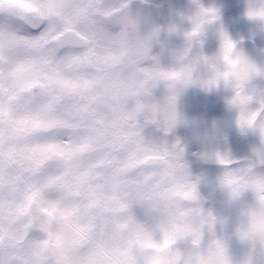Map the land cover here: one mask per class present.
Instances as JSON below:
<instances>
[{"label":"rangeland","instance_id":"rangeland-1","mask_svg":"<svg viewBox=\"0 0 264 264\" xmlns=\"http://www.w3.org/2000/svg\"><path fill=\"white\" fill-rule=\"evenodd\" d=\"M18 1L29 4L28 0ZM204 2L207 11H214L217 10L220 0H204ZM33 5H35V1ZM236 15V17L243 20V23L256 26L264 18L261 1H246L242 10ZM7 32L9 33V31ZM87 42L89 41L87 40ZM91 44L98 46L100 50L105 48L110 50V52L112 50L110 49L111 45L108 43L91 42ZM211 44L210 48L212 51L207 52L204 58L206 62L203 63V72L198 73L195 79L198 89L208 93L220 91L225 81L224 72L216 64L217 58L215 54L220 55V49L215 50V43ZM116 51H119V49L115 48L114 52ZM16 56L13 53L11 54V64L8 65V72L11 76H19L20 67L26 68L32 64L29 56ZM65 70V67H61L59 71L61 83L76 89L77 92L86 93L85 90L88 88V85H92L90 86V91L94 93L95 101L100 103L99 105H103L101 108L94 107V112L96 109H100L99 113L107 120L109 113L108 109L104 106L110 105L109 108L115 111L118 117L122 116L121 112L123 111L126 115L124 119L131 123V117L135 111V107L131 103L134 100L132 98V88L138 87L140 83L137 84L138 82L134 79L140 80L141 76L132 78L131 85H129V81L123 82L119 80L118 76L113 74L107 75L98 83L96 77L92 74L80 77L73 71L69 72ZM146 70L150 71L154 77V80L148 83L149 88L157 90L156 95L152 97L154 100H148L147 105L149 107L153 105L156 111L154 120L159 124L160 134L165 133L168 135V142L162 136L155 135L156 142L144 139L141 144L143 149L141 150H137L138 145H129L124 150V153L120 155L115 169L112 170H121L127 167L126 164L129 158L145 160L148 157L161 154L160 150H162L164 153L163 157L165 158L166 156L168 166L172 167L177 164L181 167L182 171H176L175 174L168 172L166 167L161 168L157 171L158 184H156L153 191L149 190L147 185H142L133 199L136 203L138 201L141 202L142 209L139 211V206L137 205V208L131 210L129 217L133 220V223L131 222L132 224L128 232L131 234L132 241L143 245L145 250H148L150 247H161L164 243L162 238H166L167 242L177 240L182 242L185 237V243H193L194 245L198 243L203 246L202 248H198L195 253L190 250V254L193 253L194 256L188 261L189 264H231L230 262L233 260L235 253L229 258L222 253L223 250L221 249L224 248L225 251V247L219 246L220 236H218L217 232L209 231L205 234L206 231L204 230L201 233L193 232L192 235L191 233L188 235V227H185L178 219L179 207L181 205L180 200L192 197L194 194L197 195L198 198H192V200H204L206 202L204 206L207 214L206 218L208 219L206 222L208 224L211 223L209 220L211 216L216 219L217 224L225 227L231 218L230 210L226 205L236 200V193L231 188H228L233 185L231 182L236 177L239 184L244 186L248 182L247 186H250L253 184L250 176L242 178L241 170L247 175L251 165L254 172L255 165L258 168L264 167V151H261V148L264 149V109L263 111H259L258 107L253 105L247 107L245 112H241V107H231L217 102L215 104L210 103V101L198 96V89L187 87L189 91H183L182 88H178L179 86L174 81H171V78H175V76L184 79L183 75L181 73L178 74L173 70V67H168L163 61H159L156 65ZM155 82L157 83L156 85L153 84ZM121 83L124 84L122 85ZM124 86L127 88H124ZM243 95L244 100L253 101L254 104L259 105L264 103V84L246 86L243 88ZM43 99L44 97L42 96L39 101ZM24 105H21V107H10L8 108L9 111H7L5 104L0 103V113L3 112V116H9L10 119H13L15 125L21 127L30 126L34 123L42 129L52 128L56 130V124L59 127H68L74 126L76 123V121L71 120L68 116L63 115V112H56L54 114L50 110L47 111L48 106L45 103L36 102L34 112ZM158 110L159 113L157 114ZM46 111L49 117L43 115V112ZM110 114L112 115V113ZM213 122L217 124V129L211 132L210 125ZM59 132L51 133L49 137L38 136L28 146H23L24 144L20 145V150L24 149L25 154L28 155V157L23 156L22 161L24 164L27 166L31 165L32 159L30 157L41 161L40 163L43 164L46 161L44 155L47 153L49 155L56 154L63 158L87 148L88 140L83 134L76 139L75 135L77 132ZM167 146H170L171 151L172 149L174 151L175 149H179L186 158H190L191 160H195L196 158L199 160H197V163L187 159L175 162L169 157L170 151L167 150ZM39 151L41 154H39ZM101 160L97 157H91L82 165L76 167L73 175L66 180L71 186H65L59 180L63 177V173L71 168H75V163L61 166L58 175L54 173V170L49 168L45 171V175L42 176L40 183L29 182L30 184H23L18 188L20 190L19 195L22 198L16 202L15 208H23L25 194L33 196L31 192H28L29 188L32 187L36 190L34 198H36L40 207L51 215L53 220L51 229L52 239L59 247V257L63 264H88L92 260L96 264H104L101 256L96 262L95 258L97 259V255L101 249L110 248L104 245L112 242L109 233L106 238L98 234L95 241L93 240L96 245L93 243L90 245V241L86 249H81L79 245L81 235L77 228L85 227L84 224L89 223V232L93 233V224L89 222L90 219L88 221L82 218L83 221L78 222L77 220L72 226L76 228H72L71 225L74 221L69 217V207H66L64 202V195H67L70 190H74L73 192L76 191L77 194H80L83 202L86 198H93L92 195L88 196L87 193L95 190L94 185L86 184L83 181L80 184L76 183V181L81 180V177L91 171ZM192 164L202 167L193 168ZM226 164L235 166L225 169ZM205 166L208 167L205 168ZM187 170H191L192 174H189ZM59 175L60 179L58 178ZM117 177L116 171H110L103 176L104 185L102 190L103 196L101 198H124V195L120 196L115 191V185L122 184L120 181L115 183ZM170 178H172L173 182L168 181ZM229 179H232V181H229ZM127 182L125 181L123 184ZM176 195H178V198L175 197ZM83 196L86 197L83 198ZM171 198H176L174 203L171 202ZM260 198H264V194H250L245 200L238 203V210L232 212L233 215L243 213L244 224L247 227L255 229L256 235L252 244L253 248L258 252L260 250L264 251V210L262 209ZM117 202L118 200L114 199L109 209H114L117 206ZM184 205L187 206V209L190 208L196 211V205L192 203ZM107 208L105 207L106 210ZM164 212H167L177 221L173 223L171 219L165 218ZM236 219L241 222L239 214ZM70 221L72 222L70 223ZM68 224H70V227H68ZM20 226L21 223L12 214L10 202L0 201V230L3 232L5 238H8L9 243H13L15 237L19 239L22 235L23 232ZM103 227L105 228L106 226L104 225ZM173 229L183 230V232L180 231L179 234H175ZM182 233H186L187 236ZM30 241L21 243L17 248L19 258H22L25 264H39L37 255L39 254L40 240L35 237V240L32 239ZM184 242L182 243L185 244ZM182 243L178 244L181 246ZM116 248L119 250L117 246ZM9 249L12 250V247L9 246ZM121 251L123 252L124 250L121 249ZM258 252L257 254H259ZM150 256L147 254L144 258L141 257L143 259L142 263L152 264L153 260ZM235 262L233 264H236ZM114 263L112 262L111 264ZM127 263L137 264V262L133 261Z\"/></svg>","mask_w":264,"mask_h":264},{"label":"flooded vegetation","instance_id":"flooded-vegetation-1","mask_svg":"<svg viewBox=\"0 0 264 264\" xmlns=\"http://www.w3.org/2000/svg\"><path fill=\"white\" fill-rule=\"evenodd\" d=\"M28 1L29 4L18 0H0V103L5 104L7 111H9L8 108L10 107H21L23 104L26 106L29 103L28 109L34 112V102H42L47 106L52 102L60 105L61 101L49 97L55 88H60V86L70 87L60 81L59 71L61 67H65V71L69 72L75 69L76 71L73 72L80 77L92 74L96 77V81H102L107 75L113 74L118 76L119 80L123 82L129 81V85H131L132 72L141 73L144 81H153L152 73L146 69L156 65L159 61H163L168 67H173V70L183 75L184 79L179 76L171 78V81H174L179 86L178 88H182L183 91H189L188 88L198 89L195 84L196 75L203 72V63L206 62L204 58L207 52L212 51L210 48L212 46L211 43H215V50L219 48L221 53L220 55L215 54L217 58L216 64L224 72L225 81L220 91L208 93L198 89V96L210 101L212 104L217 102L231 107H241V112H245L244 104L246 100H244L243 88L246 86L239 83L233 75V67L236 63L233 47L239 42L250 41L264 52V18L255 26L245 24L242 19L236 17V14L242 10L244 3L249 0H243L241 6L226 13L224 16L220 14L223 0H220L217 10L214 11L205 9L204 0ZM34 1L35 5H33ZM135 1H140L151 9L155 14L156 22L161 32L159 39L145 59L139 63L131 64L127 59V52L123 45L122 32L119 27L110 25L108 18ZM260 1L264 16V0ZM24 17L34 23V26L33 24L32 26L29 25V22L27 23L28 25L26 26L30 28L29 30L24 27ZM38 25L39 27L36 28L35 26ZM66 33H72L86 41L88 40L89 50L57 49L55 43ZM88 37H90L91 41ZM91 42L108 43L111 45L110 49L112 50L111 52L107 48L100 50L98 46H93ZM115 48L119 49V51L114 52ZM9 52L22 57L29 56L32 63L31 66L20 67L19 76L9 75L8 65L11 64V54ZM37 57L46 59L49 71L47 74L42 71L36 61ZM56 63H59L58 70L55 69ZM72 66H76V68H72ZM84 70L86 72H83ZM156 82L153 84L156 85ZM261 83L264 84V81L258 78L250 85ZM121 84L123 85L124 83ZM33 85L44 86L47 97L41 101H39L41 97L33 102L28 101L27 91ZM127 87L124 86V88ZM182 95L185 97L183 93ZM76 102H82V99L76 100ZM261 109L263 110L264 106ZM68 127L73 128V126ZM212 127L217 129V124L213 122L210 125L211 132L214 131ZM30 128L33 130L35 124H31ZM51 129L49 128L48 132H40V135L44 133L45 137L51 136ZM18 131L19 129L14 124L13 119H10L9 116H3V112L0 113V198H3L4 181H6V184H18L16 174H18L17 168L20 165V158L18 157L20 147L12 145L14 143L12 139L17 138ZM32 132L34 135L29 144L37 137L35 136V131L33 130ZM125 149L126 146L122 149L118 148V155L123 154ZM21 151L24 152V149ZM30 159L34 160L32 157ZM129 160L126 164L127 167L124 169L131 167ZM4 162L8 164L6 170L3 168ZM60 163L68 164L65 159L61 160ZM102 164L95 165L91 171L82 176L81 180L76 181V183L81 184L83 181L86 184H93L96 188L99 178L98 168L96 167ZM25 169L23 168L24 172H27L28 169ZM5 171L6 174H4ZM118 180L121 181L122 179ZM116 182L117 179L115 180ZM129 187L130 184L128 182L115 185V191L120 196L124 195V198H99L96 191H92L96 198H86L84 202L82 198H75L77 200L76 204L65 202L66 207H69V217L74 221L71 227L77 220L79 222L83 221V219H90L88 221L93 224V233L89 232V223L84 224L85 227L77 228L78 232H80L81 240H86L88 244L91 241V245V243L95 244L94 241L98 234L106 238L110 233L112 242H105L107 245L103 243L110 248L101 249L97 259L95 258V262L101 256L104 264H111L112 262H115L114 264H128L127 262L131 263V261L143 264L141 257L147 256L144 253L147 251L144 246L132 242L131 234L128 232L130 225L133 223V220L129 217L131 210L137 208V205L139 206V211L142 209L141 202L138 201L136 203L133 200L134 198H131L133 196ZM190 198L198 197L194 194ZM114 199L118 200L117 206L114 209H109ZM190 201L194 203L191 199ZM198 201L199 203L201 202V200ZM105 207H108L107 210ZM123 207H126L128 212L120 216L118 212ZM14 213L12 212V214ZM104 225L106 226L105 228L103 227ZM68 227H70V224H68ZM124 227L126 228L125 231L122 230ZM185 236H187L186 233ZM5 239L4 243L3 232L0 230V264H12L7 259L2 258L3 250H10L9 246H11L12 250L10 251L15 252L19 244L25 241L31 242L30 240H35V236L32 233H25L19 239L15 237L13 243H9L8 238ZM184 240L185 237L182 242ZM182 242L177 240L174 242L169 241L168 243ZM161 247L158 246L156 249L159 250ZM198 248H202L198 243L196 245L193 243H182V256L178 264H189L188 261L194 256L193 253L190 254V250L195 253ZM121 249L124 251L122 252ZM89 263L93 264L94 261L92 260ZM152 264L154 263L152 262Z\"/></svg>","mask_w":264,"mask_h":264},{"label":"trees","instance_id":"trees-1","mask_svg":"<svg viewBox=\"0 0 264 264\" xmlns=\"http://www.w3.org/2000/svg\"><path fill=\"white\" fill-rule=\"evenodd\" d=\"M39 62L40 66L43 67L42 70H45V59L40 58ZM58 67L59 65L56 63L55 69H57ZM48 72L49 71L46 70L45 74H47ZM156 93L157 90L150 89L148 84H141V86L138 85V87L132 88V98L134 100H132L131 103L135 107V111L134 114H132V117L130 116V123L129 121L127 122V120L124 119L126 118V115L123 113V111L121 112L122 116L118 117L117 113L109 108L110 105L104 106L108 109L109 113V118L107 120H105L104 117H102V114L99 113L100 109H96L94 112V107L97 106L101 108L103 105H99L100 103L95 101L94 93H92L91 91L81 94L77 91H73L71 89L63 87L53 89L52 95L49 98L57 99L58 101H61V104L58 105L57 103L52 102L48 106V109L52 110L54 114L56 112H63V115H66L71 120L76 121L75 125L73 126V129L77 130L76 138H78V136L82 133L86 134L90 141L93 140L96 143V146L94 147L92 144H89L90 147L80 153V155H78V160H84L85 157L87 158L91 155H100L104 157L103 164L98 168L99 178L97 184L98 186L96 187V193L99 198L103 196V176L110 171H116L118 173V170H112L115 169V165L118 162V159L116 157L118 155V148L122 149L125 146L132 144H137L138 146H140L144 139H149L156 142L157 135H160L162 137L164 136L163 134H160L158 122L154 120L156 111L154 110L153 105L151 106L152 108L147 105V101L150 99V101H152V97H154ZM80 99H82V102H76V100ZM110 113H112V115ZM158 113L159 110L157 114ZM47 114V112H43V115ZM55 127L56 130L51 129L52 133L56 132L57 130L65 132L67 128L65 126L59 127L58 124H56ZM17 129H19L18 135L17 138L14 139V143L12 145H17L18 147H20V145L24 144L23 146H28L30 140L32 139V136L34 135L32 134L33 132L30 129V126H17ZM44 130L45 129H42L39 126L35 127V136L38 135L37 133L39 131ZM67 130L69 131V129ZM47 131H49V129ZM164 140L168 142L167 137H165ZM167 149L171 150L170 146H167ZM23 156L28 157V155L20 150L18 157L20 158V162L24 165V162L22 161ZM169 157L177 162L181 161L184 155L180 154L178 149H175V153L173 152L171 155H169ZM40 162L41 161L33 160L30 162V166L24 165L25 167L20 163L19 167L17 168L18 174L15 173L17 175L16 178H18L19 180L23 179L27 181L28 179L34 177L38 180L44 172V168L42 166L43 164ZM132 163L136 164L135 168L137 170H133L131 172V179L135 177L136 171L141 170L139 162L132 161ZM23 168L28 169V171L24 172ZM169 169V172L175 174L176 171H182V169L178 166L174 167L173 169L172 167H170ZM254 169L255 172L253 171L251 165L250 169H248L247 175H245L244 171L241 170L242 178L249 175L253 184L247 186L248 182H246L244 187L242 184H239V181L235 177L233 179V182H231L233 185L228 187L236 193V200L226 205L230 210L231 218L228 220L225 227L222 226V228L219 224H217L216 219L211 216L209 219L211 223L208 224L206 222V220L208 219L206 218L207 214L205 209H196V211H193L190 208H180L179 211V217L187 221L186 227L190 229L189 233H191V235L193 232L201 233L204 230L206 231L205 234H207L209 231H215L219 234V246L225 247V251L224 248L221 249L224 251H222V253L228 258L233 256V253H235L233 256V260L230 262L231 264H233V262L235 261L236 264H264V251L260 250V252H258L253 248L252 241L254 240L256 235L254 232L255 229L252 227H247L244 224L243 213H238L241 222L236 219L238 214L233 215L232 213L233 211L238 210V203H241L243 200H245V198L250 196V194H264V167L258 168L257 165H255ZM187 171L189 174L192 173L191 170ZM4 174H6V171L4 172ZM126 176L127 175H119V177H121L120 179H122L120 183H123L125 181L124 178H127ZM168 181L173 182L172 178H170ZM229 181H232V179H229ZM130 182H133V180H131ZM10 187L12 188L9 190ZM16 189L17 185L13 187V185L6 186L5 184V186L3 187V191L5 193L9 190V198H0V201H5L7 203L10 202V204L12 203L13 205L16 201L19 200V198L17 197L20 196V193ZM27 199L24 198V203L27 201ZM260 200L259 201L262 205V209L264 210V198H260ZM13 210L19 213L16 218L18 222L25 226L26 220L24 217V208L20 209L13 207ZM257 252L259 254H257Z\"/></svg>","mask_w":264,"mask_h":264},{"label":"water","instance_id":"water-1","mask_svg":"<svg viewBox=\"0 0 264 264\" xmlns=\"http://www.w3.org/2000/svg\"><path fill=\"white\" fill-rule=\"evenodd\" d=\"M242 0H224L223 7L220 10L221 15H225L239 7ZM26 25L34 23L27 17L23 18ZM109 23L119 26L123 31V40L127 48L128 61L137 63L145 59L152 47L159 39L160 29L157 26L155 14L151 9L141 2H134L124 7L121 11L116 12L108 19ZM29 22V23H28ZM28 23V24H27ZM36 28L39 27L35 26ZM264 41V37H263ZM59 49L71 48L73 50H86L89 48L88 43L72 34L63 35L57 42ZM237 56V62L234 66L235 78L245 85L251 84L257 78L264 80V53L257 49L253 43L244 41L238 44L234 50ZM44 89L40 86H33L28 90L29 97L34 99L41 95ZM214 130L215 127H212ZM57 157H52L50 163H55ZM165 160L163 158H151L146 161L147 167H159ZM127 209H123V214ZM27 217L29 219V228L36 234L44 237L47 241L48 254L55 256L58 248L52 244L50 229L52 225L51 216L43 211L39 204L31 202L28 204ZM86 241L80 243L81 248H85ZM181 251L178 245H168L159 252L161 264H175L180 259Z\"/></svg>","mask_w":264,"mask_h":264}]
</instances>
